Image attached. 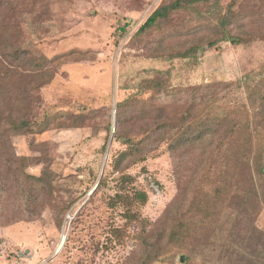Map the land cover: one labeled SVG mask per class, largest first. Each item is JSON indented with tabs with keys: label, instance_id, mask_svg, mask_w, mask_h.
<instances>
[{
	"label": "rangeland",
	"instance_id": "rangeland-1",
	"mask_svg": "<svg viewBox=\"0 0 264 264\" xmlns=\"http://www.w3.org/2000/svg\"><path fill=\"white\" fill-rule=\"evenodd\" d=\"M176 1L0 0V39L3 32L11 42L17 36L28 58L49 61L43 73L50 83L32 92L39 99L36 124L12 142L27 158V172L47 173L54 191L43 193L32 212L12 200L11 214L0 217V264H264V176L257 173L264 165V123L253 122L260 96L249 99L252 90L264 96V0L222 1L242 12L232 34L251 32L252 41L240 45L220 40L210 6L172 12L140 32ZM213 41L218 44L208 48ZM193 46L206 51L180 56ZM6 55L0 49L1 63ZM153 79L163 87L143 91ZM136 94L132 103L138 102L129 104ZM120 103L127 105L118 140ZM172 118L176 142L159 130ZM212 119L223 123L219 137L194 145L201 123ZM231 121L237 133L219 148ZM251 144L256 180L248 195L244 154ZM134 145L136 162L128 157L116 168ZM121 174L132 180L124 183ZM135 191L148 194L147 204L128 207L116 198Z\"/></svg>",
	"mask_w": 264,
	"mask_h": 264
},
{
	"label": "trees",
	"instance_id": "trees-1",
	"mask_svg": "<svg viewBox=\"0 0 264 264\" xmlns=\"http://www.w3.org/2000/svg\"><path fill=\"white\" fill-rule=\"evenodd\" d=\"M223 0H179L170 5L164 6L158 9L149 19L148 21L141 27L140 32L146 33L150 29H152L155 25H157L161 20H167L172 12H180L187 11L189 9L198 11V6H210L211 9L216 10L214 15L211 16L214 24L211 25V28L219 32L221 35V41H231L234 45H240L252 40L248 39V32L244 27L242 36H235L231 32V27L238 23L242 12L236 6V4H231L228 8H223L222 5ZM225 10V11H223ZM248 27H252L253 24L247 25ZM239 28H242L240 26ZM254 34V33H253ZM13 36L9 35L7 32H3L2 37L0 39V49L2 52L6 51L9 55L4 56V58L8 61L5 64L0 61V217H3L7 213H9L10 203L13 199L18 200L23 204V207L26 206L28 209L24 210L27 212L29 210L32 212V207L39 201V198L43 195V193H47L50 197L53 195V187L51 186L49 180L46 177L47 173H44L41 177H36L30 175L27 172L28 169V160L25 157H21L16 153L15 146L13 145L12 138L15 136L25 135L27 133L32 132L33 126L36 123H33V119L35 115L33 114L35 105L39 102V99L33 94L34 91H40L45 85L49 84L51 81V75L47 72L43 73L45 65L49 62L48 60L43 59H34L28 58L25 54H23L22 49L18 47L17 43L20 45L19 38H16L15 42H11L10 39ZM218 44V41L210 42L208 48H213ZM201 51H206V48L193 46L184 53H180L182 58H190ZM9 58L12 59L13 62L9 64ZM46 62V63H45ZM15 64V66H13ZM30 66L28 70H25V67ZM41 70V74L35 77V73ZM43 73V74H42ZM247 78H245V84H247ZM163 82L161 79H153L146 81L142 90L151 88L153 85L157 89H161L163 87ZM242 82H239V84ZM238 84V83H237ZM234 84H229L224 87H232ZM216 85H211L206 87V89L215 88ZM153 88V87H152ZM138 94L134 95L129 101V104L137 98ZM257 96H260V107L254 109L253 111V122H261L264 123V96H262V92H257L252 90L249 93V99L253 100ZM262 97V98H261ZM138 101L133 102L137 103ZM257 102V99H256ZM126 103H120L118 105V115L116 118V131L115 138L120 140V134L118 129L120 127V123L122 121V115L120 113L123 111ZM145 107H143L144 109ZM237 109V108H236ZM239 109V108H238ZM242 109L246 110L247 115L250 113L247 106H242ZM162 112V111H160ZM148 113H146L147 115ZM250 117V116H249ZM163 116H159V120L162 121ZM250 120V119H249ZM226 123V121H225ZM228 122L225 124L227 125ZM231 128L228 129L225 133V137L222 136L220 138L221 144L219 148H222L225 144V139L229 136L232 137L233 134H229L231 131L235 132V127H237V123L231 121L229 123ZM44 123L42 126H45ZM223 123L221 120L212 119L211 122L205 125L203 122L201 126L204 131L196 137L192 142L194 145L197 144H205L206 142L211 143L216 141L219 137ZM249 127V123L247 124ZM166 130L167 134L171 141L176 142L177 140V124L176 119L172 118L168 122H163L161 124V129ZM248 137L251 138V132H248ZM213 139V140H212ZM123 140L126 141L127 138L123 137ZM181 141V138L178 139ZM191 141V139H190ZM189 142V141H188ZM184 141L185 144L188 143ZM252 142V140H251ZM132 141H128L127 144H131ZM174 146V144H173ZM206 151L209 148V145L203 147ZM138 148L134 146L130 147L129 151H125L121 154L120 158L116 160V168H122L123 162L128 160V157H131L130 160H134L132 156H134V151ZM253 152L252 144L248 146L245 150V164H244V174H245V191L246 193L252 194L255 190V180L253 175V167L250 156ZM136 162V161H133ZM133 162L127 161L126 169L131 167ZM259 170H257L258 175L264 176V165H260ZM121 178L124 183L132 180V177L128 174H121ZM104 183V182H103ZM102 185V184H101ZM101 185H98L94 191L98 190ZM93 191V192H94ZM92 192V193H93ZM116 198H118L121 202H125L128 207H131L134 202H138L142 205L147 204L148 202V194L146 192L135 191L131 196H125L122 194H117ZM66 209V207H65ZM129 218L132 216V210L129 209ZM11 214V213H9ZM8 214V215H9ZM247 216H252V207L251 204L243 213ZM132 218V217H131ZM135 218V215H134ZM190 226V225H189ZM175 230V235L180 236V234L185 233L184 231ZM188 232V231H187ZM188 261V258L183 259L182 261Z\"/></svg>",
	"mask_w": 264,
	"mask_h": 264
},
{
	"label": "water",
	"instance_id": "water-1",
	"mask_svg": "<svg viewBox=\"0 0 264 264\" xmlns=\"http://www.w3.org/2000/svg\"><path fill=\"white\" fill-rule=\"evenodd\" d=\"M116 126H117V123H116V121H115V125H114V132H115V130H116ZM95 192V191H94ZM94 192L93 193H91V196L94 194Z\"/></svg>",
	"mask_w": 264,
	"mask_h": 264
}]
</instances>
